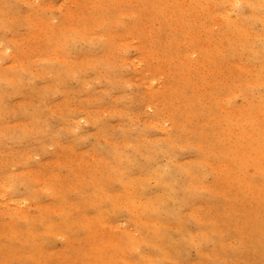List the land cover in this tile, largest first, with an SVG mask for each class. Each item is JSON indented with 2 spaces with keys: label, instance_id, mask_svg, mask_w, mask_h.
<instances>
[{
  "label": "rangeland",
  "instance_id": "rangeland-1",
  "mask_svg": "<svg viewBox=\"0 0 264 264\" xmlns=\"http://www.w3.org/2000/svg\"><path fill=\"white\" fill-rule=\"evenodd\" d=\"M0 264H264V0H0Z\"/></svg>",
  "mask_w": 264,
  "mask_h": 264
},
{
  "label": "bare ground",
  "instance_id": "bare-ground-1",
  "mask_svg": "<svg viewBox=\"0 0 264 264\" xmlns=\"http://www.w3.org/2000/svg\"><path fill=\"white\" fill-rule=\"evenodd\" d=\"M21 214V213H20Z\"/></svg>",
  "mask_w": 264,
  "mask_h": 264
}]
</instances>
